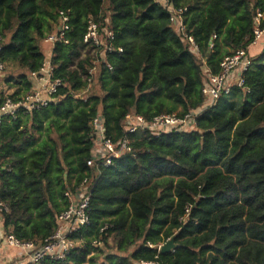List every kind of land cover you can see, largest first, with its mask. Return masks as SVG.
<instances>
[{
  "label": "trees",
  "instance_id": "obj_1",
  "mask_svg": "<svg viewBox=\"0 0 264 264\" xmlns=\"http://www.w3.org/2000/svg\"><path fill=\"white\" fill-rule=\"evenodd\" d=\"M167 3L181 9L194 49L157 0H0V61L20 69L3 77L11 91L0 100L32 87L41 41L58 29L59 11L68 17L63 38L49 43L51 78L61 80L51 100L20 106L0 125L5 235L42 244L70 204L66 193L88 188L74 246L37 264H264V44L241 84L211 104L202 93L204 64L218 73L223 57L254 42L255 27L264 30V0ZM88 19L99 46L83 41ZM167 113L191 120L128 130L135 115ZM98 125L117 155L95 153Z\"/></svg>",
  "mask_w": 264,
  "mask_h": 264
},
{
  "label": "built area",
  "instance_id": "obj_2",
  "mask_svg": "<svg viewBox=\"0 0 264 264\" xmlns=\"http://www.w3.org/2000/svg\"><path fill=\"white\" fill-rule=\"evenodd\" d=\"M160 3L163 6H166L170 11V18L175 25L176 31L180 33L183 39L188 42L189 46L194 49L195 46L192 37L190 35L184 34V28L180 17L181 9L174 10L172 6L167 3V0ZM259 17L260 13H257L255 17L256 22H258ZM67 20V15L64 14L63 11H59L60 25L58 26V29L55 32L50 33L44 40L46 42L53 43L58 39H62L65 29L68 28ZM263 32L264 30L255 27V40L258 39ZM105 34L108 37L111 36L110 31H105ZM83 41L91 43L94 46H99L101 43L98 25L92 19H88ZM250 64V56L244 49H237L232 54L223 57L220 62V71L216 74H209L202 86L205 104H211L220 93L227 92L230 89L232 83L230 81L231 74L234 71L237 72V84H241V74L250 66ZM3 68L4 65L0 61V73L3 72ZM33 77H36L38 80H40L41 84L38 87L32 85L27 93L17 101H13L8 96V94H5L0 100V125L4 116H13L20 106L30 110L34 107L46 104L47 101L51 100L52 93L56 91V88L61 83L59 78H51V65L49 63V58L45 59L44 65L40 71L31 73V78ZM190 120V113H187L184 116H177L174 113L160 114L155 116L149 122L144 121L141 116L135 115L130 120L128 130L133 131L138 127H147L154 131H159L160 129L169 130L176 127H183ZM101 132L102 128L98 125L96 142L99 144V148L97 151H95V153L98 156L108 153L117 155L118 150L115 149V145L108 139H104ZM126 143L127 140L123 139L121 142V148H125ZM105 162H109V157L105 159ZM90 163L91 161L89 160L88 164ZM84 183L85 181L82 183L83 185L81 184L82 186L74 195L66 193V195H68L70 198V204L64 211L60 212L56 216V229L53 234L48 239H45L42 244L36 245L31 241H20L11 233L5 235L4 239L6 244L23 249V253L26 255V260L14 261L8 264H37L46 256L60 259L70 251V249L74 246L75 241L72 240L69 235L75 232L77 229L84 227L88 223L86 207L88 205L89 194L88 188ZM94 243L99 242L94 241ZM138 264H157V262L153 260H141L138 262Z\"/></svg>",
  "mask_w": 264,
  "mask_h": 264
},
{
  "label": "crops",
  "instance_id": "obj_3",
  "mask_svg": "<svg viewBox=\"0 0 264 264\" xmlns=\"http://www.w3.org/2000/svg\"><path fill=\"white\" fill-rule=\"evenodd\" d=\"M159 2H164L165 0H157ZM264 34V32L262 33V35ZM261 35V36H262ZM261 36L259 38H261ZM258 39H256L253 43H251L248 47H247V54L249 56H253L254 54H256L257 52H259L262 48V45L264 44V37H262V41L257 42ZM51 47H48V58L50 57V51ZM204 75L205 78H207V76L210 74L208 69L206 68L205 64H204ZM236 77H237V72L234 71L231 74V82L236 81ZM32 79V83L35 87H38L41 82L40 80H38L36 77L31 78ZM0 90H4L5 93H9L11 91V89H8V84L4 82L3 80V72L0 73ZM99 144L97 142H95V151L98 150ZM2 219L0 217V264H8L10 262H14V261H20V260H26V255L23 253V249L19 248V247H14V246H10L8 244H6L5 242V233H4V229L2 226Z\"/></svg>",
  "mask_w": 264,
  "mask_h": 264
},
{
  "label": "rangeland",
  "instance_id": "obj_4",
  "mask_svg": "<svg viewBox=\"0 0 264 264\" xmlns=\"http://www.w3.org/2000/svg\"><path fill=\"white\" fill-rule=\"evenodd\" d=\"M262 37H264V34L261 36V38H259V40L257 41V42H259V41H262ZM49 43L50 42H46L45 40H42L41 41V49H42V51L44 52V56H45V59H48V47H49ZM92 53V52H91ZM90 53V54H91ZM98 58H99V55H98ZM19 68L18 67H10V68H6L5 69V71H3V77L5 76V75H8V74H16L17 72H19ZM92 88H94L93 87V85H92ZM108 243H109V245H111L112 244V240H111V237H109L108 238ZM113 250V249H112Z\"/></svg>",
  "mask_w": 264,
  "mask_h": 264
},
{
  "label": "water",
  "instance_id": "obj_5",
  "mask_svg": "<svg viewBox=\"0 0 264 264\" xmlns=\"http://www.w3.org/2000/svg\"><path fill=\"white\" fill-rule=\"evenodd\" d=\"M173 246H174L173 239H169L160 246V251L164 252L170 250L171 248H173Z\"/></svg>",
  "mask_w": 264,
  "mask_h": 264
}]
</instances>
